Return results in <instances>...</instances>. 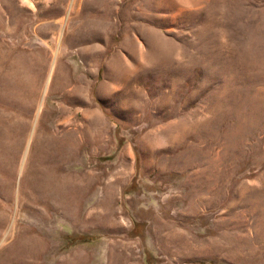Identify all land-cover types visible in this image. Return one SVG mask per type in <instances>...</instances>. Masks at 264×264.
Instances as JSON below:
<instances>
[{
  "label": "rangeland",
  "instance_id": "obj_1",
  "mask_svg": "<svg viewBox=\"0 0 264 264\" xmlns=\"http://www.w3.org/2000/svg\"><path fill=\"white\" fill-rule=\"evenodd\" d=\"M82 260L264 264V0H0V264Z\"/></svg>",
  "mask_w": 264,
  "mask_h": 264
},
{
  "label": "bare ground",
  "instance_id": "obj_2",
  "mask_svg": "<svg viewBox=\"0 0 264 264\" xmlns=\"http://www.w3.org/2000/svg\"><path fill=\"white\" fill-rule=\"evenodd\" d=\"M220 177V176H219ZM218 180H219V178H218ZM109 192V191H108ZM77 197V196H76ZM80 199V198H79ZM111 200H112V198L111 197H108V199L107 200H105V206H106V209L107 210H109V211H111V209H112V206L113 205H111ZM197 200V198L196 199H194V201H191L192 202V204H191V206L190 207H188V210L189 211H192V210H194V208H195V201ZM197 202H198V200H197ZM194 204V205H193ZM78 213V212H77ZM76 213V214H77ZM77 217H79V216H77ZM237 229V228H236ZM178 233L176 232V231H174L173 232V235H176L177 237H178V240L180 241L181 240V238H184V236H182V237H180L179 236V234L177 235ZM173 237V236H172ZM164 239V238H163ZM183 242L185 241V239H183L182 240ZM239 243V242H238ZM169 244V243H168ZM208 246V245H207ZM187 248V247H186ZM203 250V249H202ZM80 263H82L83 264V260L82 261H80Z\"/></svg>",
  "mask_w": 264,
  "mask_h": 264
}]
</instances>
